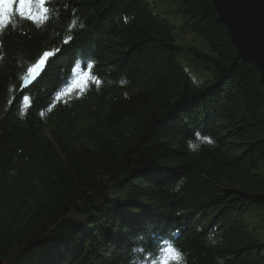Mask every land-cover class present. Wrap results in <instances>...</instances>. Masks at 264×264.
<instances>
[{
    "label": "trees",
    "instance_id": "1",
    "mask_svg": "<svg viewBox=\"0 0 264 264\" xmlns=\"http://www.w3.org/2000/svg\"><path fill=\"white\" fill-rule=\"evenodd\" d=\"M158 1L44 0L0 26V264H160L169 241L172 264H264L259 71L210 0Z\"/></svg>",
    "mask_w": 264,
    "mask_h": 264
},
{
    "label": "water",
    "instance_id": "2",
    "mask_svg": "<svg viewBox=\"0 0 264 264\" xmlns=\"http://www.w3.org/2000/svg\"><path fill=\"white\" fill-rule=\"evenodd\" d=\"M218 22L227 31L238 57L257 68L264 84V0H210ZM44 65L26 76L21 89L39 77Z\"/></svg>",
    "mask_w": 264,
    "mask_h": 264
},
{
    "label": "snow or ice",
    "instance_id": "3",
    "mask_svg": "<svg viewBox=\"0 0 264 264\" xmlns=\"http://www.w3.org/2000/svg\"><path fill=\"white\" fill-rule=\"evenodd\" d=\"M39 3L41 6L44 4V0H0V26L4 24L5 19H10L11 14L14 11H18L21 16H27L29 19H35L31 15L30 6L33 3ZM18 5V7H16ZM27 9V12H26ZM47 11V9H45ZM53 53L48 51L43 52L40 60L36 63L35 67H39L40 64H44L46 60L52 56ZM32 69H29L31 72ZM99 83V81H97ZM211 143V140H208ZM183 257L181 252L175 248L169 241L166 246H161L159 261L160 264H172V261H182Z\"/></svg>",
    "mask_w": 264,
    "mask_h": 264
},
{
    "label": "rangeland",
    "instance_id": "4",
    "mask_svg": "<svg viewBox=\"0 0 264 264\" xmlns=\"http://www.w3.org/2000/svg\"><path fill=\"white\" fill-rule=\"evenodd\" d=\"M146 1L148 3H150V4H153V3H157L158 2L159 5L161 6V1H158V0H146ZM157 10H158L157 7H155L154 12H157ZM167 19H168V22L170 24L174 25L175 28L177 27V25H176V23H177L176 17H174V16H168ZM175 33H176V31H175ZM175 33L173 35L174 36L173 39H174V42L177 43L178 45H180V43H181V44H184L186 46H191V47H195V48H197L199 50L206 51V46L199 40V38L195 34H188V33L187 34L186 33L185 34H183V33L181 34L180 33L179 35H175ZM179 62H180V64L184 68L188 69L187 62H186L185 59L179 58ZM189 72H191V71H189ZM259 238L260 239L261 238H264V234L261 235V237H259Z\"/></svg>",
    "mask_w": 264,
    "mask_h": 264
}]
</instances>
